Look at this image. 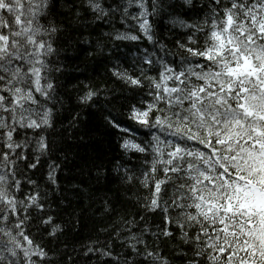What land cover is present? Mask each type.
<instances>
[{
    "label": "snow or ice",
    "instance_id": "6c2138e0",
    "mask_svg": "<svg viewBox=\"0 0 264 264\" xmlns=\"http://www.w3.org/2000/svg\"><path fill=\"white\" fill-rule=\"evenodd\" d=\"M92 25L96 53L127 42L138 54L76 101L103 110L139 162L121 182L145 194L72 264H264V0H0V264H60L47 245L67 213L53 151L61 53Z\"/></svg>",
    "mask_w": 264,
    "mask_h": 264
},
{
    "label": "trees",
    "instance_id": "16d2710c",
    "mask_svg": "<svg viewBox=\"0 0 264 264\" xmlns=\"http://www.w3.org/2000/svg\"><path fill=\"white\" fill-rule=\"evenodd\" d=\"M103 27L104 30H107V26ZM94 28L95 25H92L91 27H82L78 32H74L71 45L67 46V50L61 53L64 67L61 79L64 85L65 111L61 112L58 117V126L61 123L67 125L69 119L76 112H80V116L77 118L78 121L83 119L90 125H94L95 119L89 116V112L92 110H82L77 104L76 96L78 92L84 85L93 83H100L101 87H104L102 81L106 80V66L110 68L112 63L125 58L131 61L138 54L137 48L127 42L119 44L116 48L109 45L105 48L103 55L96 53L94 44L98 38L99 30L94 31ZM166 29L163 22L157 25L158 33H165L162 36L164 40H167ZM84 37L88 38L89 43H81ZM144 46L146 45H140L141 48ZM89 52H93V54L88 55ZM108 86H113L110 81ZM78 153L79 150H71L69 160L62 164V170L58 173L60 189L67 197L65 200L67 213L65 215H71L74 218L80 217L83 222V227L77 226L71 237L72 244L76 248H80L81 244H88L90 242L89 237L95 239L99 235L100 240L103 241L107 233L102 232L101 229L108 228L111 231L116 228L119 230L121 216L132 219V216L128 213L136 211V196L145 194L143 192L137 193L134 188H130L119 180L122 171H116L119 166L117 162L127 165L129 168L138 165L139 162L135 156L129 160L128 156L122 154L118 137L113 139L112 146L108 149L96 146L85 153ZM97 155L105 157L103 161H96V163H103L104 165L105 181H97L91 177V174L83 175L80 171L82 167L87 171L86 166L91 163L88 157ZM108 161H111L113 166L110 167ZM36 178L39 179L38 176ZM118 186L124 189L120 202L107 218H101L99 212L96 211L97 205L102 206L103 200L112 196L113 191ZM69 201H71V204H69ZM53 206L55 207V204ZM82 209L83 211H81ZM136 219H139V217L137 216ZM165 255H168V250H165Z\"/></svg>",
    "mask_w": 264,
    "mask_h": 264
},
{
    "label": "clouds",
    "instance_id": "9594fccd",
    "mask_svg": "<svg viewBox=\"0 0 264 264\" xmlns=\"http://www.w3.org/2000/svg\"><path fill=\"white\" fill-rule=\"evenodd\" d=\"M170 2H175V0H170ZM192 2L195 3L196 0H192ZM163 23L166 28H170L167 20H164ZM81 43L87 44L89 42L87 40H83L81 41ZM63 111H65L64 108L61 112ZM68 111L70 112V110ZM102 111L103 110H101V112ZM101 112H97L95 118L96 122L94 125H90L83 119L78 121L75 119V117H71L67 125H64L62 123L59 124V126L57 125L55 130L56 135L54 137L53 151L56 154L55 158L58 159L61 164H64L65 161L69 160L70 151L73 149L79 150V153H85L87 150L93 149L96 146H101L105 149H108L112 146V141L113 139H116L118 137V133H116L109 127L108 123L101 115ZM111 115L119 117L121 115L119 108L117 107L116 109H114ZM80 137H84V139L81 140ZM118 140L120 143L121 141L119 138ZM45 159H47V157H45ZM88 159L91 161V163L87 164V171H85V169L82 167L80 170L81 173L83 175L91 174V177L96 179L97 181H105L106 177L104 173V165L103 163H96V161L98 160L103 161L105 157L97 155L89 156ZM117 163L119 165L118 167H121L122 171L123 164H119V162ZM108 164L110 167L113 166L111 161H108ZM119 180L121 181L120 177ZM123 192L124 189L118 186L113 191L112 196L108 197V199L103 200L102 206L99 204L97 205L96 211L99 212L101 218H107L115 210V206L120 202ZM55 195L57 199L66 197V195H64L61 190H57ZM109 201H111V203H109ZM69 204H71V201H69ZM81 211H83V209ZM62 215L63 219L60 221V223L63 225V235L58 236L56 239H52L47 246L56 250V259L60 261V264H72V261L76 259V255L75 253H73V247H75V245L72 244L71 240L74 229L72 228V221L69 219V216L65 214ZM108 231V228H104L105 233H107ZM119 231H123V225H120ZM47 239L48 238L45 237V240ZM177 243L178 242L173 243L170 241L168 244L169 250H174ZM76 249L78 250L79 248ZM61 253H71L72 259L67 261L61 260ZM172 264H180V261L176 259L175 256H173Z\"/></svg>",
    "mask_w": 264,
    "mask_h": 264
}]
</instances>
